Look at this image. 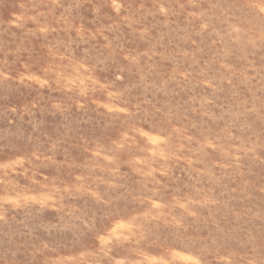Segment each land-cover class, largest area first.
I'll return each instance as SVG.
<instances>
[{"label":"rangeland","instance_id":"obj_1","mask_svg":"<svg viewBox=\"0 0 264 264\" xmlns=\"http://www.w3.org/2000/svg\"><path fill=\"white\" fill-rule=\"evenodd\" d=\"M0 264H264V0H0Z\"/></svg>","mask_w":264,"mask_h":264}]
</instances>
